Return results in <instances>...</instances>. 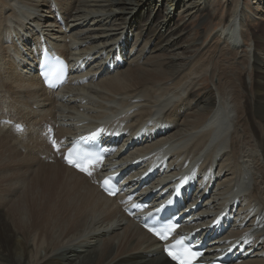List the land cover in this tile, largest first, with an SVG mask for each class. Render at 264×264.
Returning <instances> with one entry per match:
<instances>
[{"label": "bare ground", "instance_id": "bare-ground-1", "mask_svg": "<svg viewBox=\"0 0 264 264\" xmlns=\"http://www.w3.org/2000/svg\"><path fill=\"white\" fill-rule=\"evenodd\" d=\"M256 1L264 5V0ZM137 6L125 0H0V98L7 108L3 112L17 119L24 131L15 134L7 127L0 128L6 132L4 136L25 137L18 141L19 137L9 140L2 136L0 147H8L7 140L12 144L18 141L23 147L29 144L35 159L28 169L37 168L39 176L34 179L38 188L53 187L60 194L72 190L69 203L83 202L72 229L63 231H47L49 227L44 230L51 220L47 224L45 221L46 225H33L26 209L20 211L22 225L18 227L14 220L15 226L0 207V261H9L11 250L19 248L24 255L23 264H57L58 255L71 247L95 251L98 246L92 264H173L165 258L163 246L124 218L114 207L113 199L104 197L85 177L58 160H41V155L51 153L41 136L42 126L50 124L59 140H63L100 124L123 135L117 144L123 154L113 165L121 167L131 161L137 171L152 166L157 171L152 186L160 191L171 188L180 177H187V186L194 192L189 201L196 204L203 200L196 215L199 222L208 225L215 216L222 215L224 224L231 225L230 230L211 242L218 241L229 248L238 244L253 251L251 260L237 264H264V123H246L250 110L247 105L254 103V109L257 107L260 80L264 87V70L256 55L250 54V42L253 39L255 43L257 35L250 36L248 31L256 20L264 18L233 6L226 23L219 22L218 27L207 30L202 46L210 54L207 64L214 59L213 52L222 51L227 57L232 55L230 64L237 66L240 58L244 64L236 71L240 75L235 76L233 94L223 86L221 74L215 69L210 71L214 98L202 102V111H194L186 102L191 79L176 88L169 81L164 86L166 78L180 70L166 71L172 61L167 57L166 62L158 57V51H153L161 43L160 34L148 38L143 31L147 41L142 42L130 29ZM214 14L217 11L211 9L208 18ZM128 15V19L123 18ZM173 16L170 11L165 13L162 28L171 27ZM57 17L61 25L57 24ZM148 31L156 33L158 28ZM10 37L21 42L30 37L29 44L35 40L37 48L30 52L22 42L24 54L17 44L6 45ZM213 39L214 44L205 48ZM44 42L71 63L79 62L82 71L74 78L77 86L69 84L60 93L43 88L32 72V63ZM86 79L88 83H82ZM238 104L243 106L240 113ZM16 180L13 186L22 185L21 179ZM50 206L54 207L53 202ZM43 210L49 215V209L43 206ZM35 231L39 237L34 243L31 234ZM77 259L71 262L80 264L81 260L75 262Z\"/></svg>", "mask_w": 264, "mask_h": 264}, {"label": "rangeland", "instance_id": "rangeland-1", "mask_svg": "<svg viewBox=\"0 0 264 264\" xmlns=\"http://www.w3.org/2000/svg\"><path fill=\"white\" fill-rule=\"evenodd\" d=\"M125 1L136 3L138 5L133 12V14L137 15L135 17V22L132 23L129 22L130 24L128 23L130 29L134 32L133 34H135L134 36L136 37L140 36L139 40L145 42L147 41L146 37L144 38L145 33L148 34L147 35L148 38H150L154 34L156 36L160 34L161 46L160 44H157L153 51H158L157 52L158 57L160 56L162 57V59L164 58L166 62L169 61L167 57L170 58V60L172 61V64L166 65V71H171L173 69L180 70L179 72L176 73V75L172 74L171 76H168L165 80L167 83L165 82L164 86H167L169 84L168 83L169 81V82H174V85L172 86L176 88L181 86L185 80L187 81L188 79L189 81V79H191L188 83L187 90H189L190 93L188 95L186 102L191 103L190 106L195 108V109L193 108L194 111L195 110L202 111L203 105L201 104H203L206 100L210 98L211 99L214 98V93L211 92L210 90L211 79L209 75V72L213 71L214 69L221 74L222 79L224 78L223 86H225L230 92L232 91L231 94L236 93L237 84L235 81L236 78L235 76L240 75L237 74L236 71L238 68L241 67V64H244L243 58H240L238 60L239 63L236 66L233 65L232 63L230 64L232 55L230 57H227L224 55L225 53L223 51L221 53L213 52L214 59L210 64H207L209 62H207L206 59L210 57V54L208 50L207 51L202 50V46L207 40L204 36L207 33L208 29L216 28L219 26L220 24L219 22L226 23L230 19V16L232 14L231 10L233 6L243 8L244 10L248 11V13H252L253 15H255L256 18H264L263 4H259L256 0H209V1L208 0H176V1L145 0L143 3H141V0H125ZM184 5H186L187 7ZM128 6L130 8H134L133 6L130 5ZM188 6L189 9H187ZM198 8H205V9L197 10ZM153 9L154 11H152ZM211 9L213 10L215 9L217 11V14H214L213 18L212 17L208 18V13L210 12ZM167 11H170L171 14H173L174 16L172 21L170 22L171 27L170 28L168 27V30H165L166 28H162L164 24L162 19H165L163 17ZM128 17H130V15L123 16L124 19H128ZM256 21H257L256 24L250 26V29L248 31V34H250V36L257 35L256 42L254 43L253 39L250 42L251 45L250 54L256 55L260 68L264 70V21H258V20ZM145 24L146 26L144 27ZM139 25L140 28H138ZM147 26L148 29L158 28V32L156 33L149 32ZM143 31L145 33H143ZM161 34L164 35L162 36ZM172 39L174 40V42H172L173 41ZM214 40L215 39L209 42V44L207 43L205 45V48H207L209 45H213ZM237 42H240V44L242 43L240 39ZM15 44H19L21 51L24 54H26L25 52L26 48L23 47L21 40H19L18 38L10 37L6 41L7 46L15 45ZM151 47H153L152 44ZM124 64L125 61H123V65ZM190 69L191 71L187 72V70ZM187 73L189 74L186 75ZM229 78L231 79V81ZM261 81L262 80L259 81V86H258L260 89V94L257 96L256 109H254L255 107L254 103H251V105L246 104L250 109V110L248 109L249 111H247L248 112V116L246 117L247 124L264 123V118H263L264 96L262 95V92L264 91V87H261L263 83ZM130 82L132 83V81ZM238 97H242V96L239 95ZM4 101L5 100L0 98V109L2 110L0 111L2 113L0 115L9 116L6 114V112H3V111H7L6 106H2ZM198 105L200 106L197 107ZM238 106L240 113L241 108L243 106H240L239 104ZM22 123L24 124V122ZM2 129L6 130L4 126H2ZM2 129L0 128V137L6 134V132L4 133ZM8 135L7 136L5 135L4 138L11 140V138L13 137H19L16 135H10V134ZM23 138L25 137H19L17 138V140L19 141ZM9 140H7L8 144H6L8 147H4V146L0 147V207L5 209L6 214H8L9 217H11L13 222L14 220L16 221V223L18 222V225L14 222V225L15 226L17 225L18 227L20 225L19 224V216L21 215L20 211L21 209L24 210L26 209V214H28V219L33 222V225H36V223L39 224L40 222L42 223L44 222L45 224V221L47 224L48 221L51 220L49 223L50 226H48V224L47 225L45 224L46 225L45 228V226L43 225L44 230H46L48 227L49 228L47 229V231L49 230L63 231L66 229L67 230L72 229L75 219L79 218L80 216L81 206L83 202L81 203V205L80 202L77 200L75 202L72 201L71 203H69V200L72 196L71 195L72 190H68L67 193L65 192L64 194H60L57 193V190L53 187L52 188L49 187L48 189L45 188L47 191L51 190L52 192L50 191L47 192L44 189V187H42L41 185L40 188H38L39 183H37L36 179H34V177L36 178V176H39V173L37 172V168L35 167L34 169L36 170L34 171L28 169V167L31 164H33L32 158L35 159L34 157L35 152L30 149L31 146H29V144L27 143L23 147L20 146V144H18L19 143L18 141L12 144L10 143ZM16 179H21L23 181L22 185L19 186L18 184H16L15 186H13L12 182H14V180L18 181ZM52 202L54 204V207L50 206ZM57 203L58 205H56ZM43 206L45 209L50 210L49 215L44 213ZM48 216L49 217L51 216L50 218L52 219H50ZM41 218L42 220H40ZM53 218L54 220L56 219L55 222ZM38 235H39L38 231H35L31 234V238L33 242L34 241L37 242L38 240L37 237H39ZM34 238L36 240H34ZM40 245L42 246L44 245V243L41 241ZM85 249H86L85 247L84 248L71 247L67 251L61 252L57 257L58 260L57 264H74L71 261L75 257H78V259L75 262L81 260L80 264H92L91 262L94 259L95 253L99 250V247L98 246L95 247L94 248L95 251L92 250L85 251ZM31 256L34 257V253ZM23 259H24V255L22 254V251L19 248L18 249L13 248L9 253V258H8L9 261H0V263L23 264Z\"/></svg>", "mask_w": 264, "mask_h": 264}, {"label": "snow or ice", "instance_id": "snow-or-ice-1", "mask_svg": "<svg viewBox=\"0 0 264 264\" xmlns=\"http://www.w3.org/2000/svg\"><path fill=\"white\" fill-rule=\"evenodd\" d=\"M53 146L54 147L56 146L55 145V141H53ZM57 150H59V149H57ZM67 162L69 163L70 166L76 167L79 171L84 172L85 174H87L89 176L92 175V172L90 170H88L87 168L81 166V164L73 161L72 159H68ZM104 184H105V190L108 191V193L110 195L115 194L113 190H111V189H109L107 187V185L109 184V181H105ZM148 231H150L154 235L158 236V238L161 239V240H167V238H168V236L166 234L168 232L167 229L157 232L153 228H148ZM177 243L179 244L181 242L177 241ZM173 247H175V246H173ZM165 252L167 253V255L169 257H171L172 260H178L179 264H189V262L184 259V255L185 254H189L192 257V259H195L199 255V253L192 252L190 249H183L181 253H174L171 249L165 248Z\"/></svg>", "mask_w": 264, "mask_h": 264}]
</instances>
